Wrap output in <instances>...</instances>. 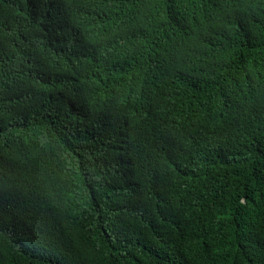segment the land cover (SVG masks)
I'll use <instances>...</instances> for the list:
<instances>
[{"label":"trees","instance_id":"16d2710c","mask_svg":"<svg viewBox=\"0 0 264 264\" xmlns=\"http://www.w3.org/2000/svg\"><path fill=\"white\" fill-rule=\"evenodd\" d=\"M0 264H264V0H0Z\"/></svg>","mask_w":264,"mask_h":264},{"label":"clouds","instance_id":"9594fccd","mask_svg":"<svg viewBox=\"0 0 264 264\" xmlns=\"http://www.w3.org/2000/svg\"><path fill=\"white\" fill-rule=\"evenodd\" d=\"M248 254L251 256V254L249 253V251H248ZM252 257V256H251Z\"/></svg>","mask_w":264,"mask_h":264},{"label":"bare ground","instance_id":"6f19581e","mask_svg":"<svg viewBox=\"0 0 264 264\" xmlns=\"http://www.w3.org/2000/svg\"><path fill=\"white\" fill-rule=\"evenodd\" d=\"M250 71V70H249ZM205 78V77H204Z\"/></svg>","mask_w":264,"mask_h":264}]
</instances>
